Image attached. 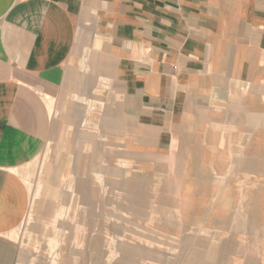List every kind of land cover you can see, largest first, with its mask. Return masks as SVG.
<instances>
[{
    "label": "crops",
    "instance_id": "1",
    "mask_svg": "<svg viewBox=\"0 0 264 264\" xmlns=\"http://www.w3.org/2000/svg\"><path fill=\"white\" fill-rule=\"evenodd\" d=\"M68 134L138 156L201 150L249 177L255 236L264 0H0V264L15 261L28 167Z\"/></svg>",
    "mask_w": 264,
    "mask_h": 264
},
{
    "label": "rangeland",
    "instance_id": "2",
    "mask_svg": "<svg viewBox=\"0 0 264 264\" xmlns=\"http://www.w3.org/2000/svg\"><path fill=\"white\" fill-rule=\"evenodd\" d=\"M69 136L27 169L13 264H264L262 203L253 236L246 175L193 148L138 156Z\"/></svg>",
    "mask_w": 264,
    "mask_h": 264
},
{
    "label": "bare ground",
    "instance_id": "3",
    "mask_svg": "<svg viewBox=\"0 0 264 264\" xmlns=\"http://www.w3.org/2000/svg\"><path fill=\"white\" fill-rule=\"evenodd\" d=\"M77 169V168H76ZM63 211V210H62Z\"/></svg>",
    "mask_w": 264,
    "mask_h": 264
}]
</instances>
